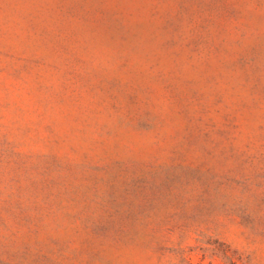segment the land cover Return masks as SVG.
Here are the masks:
<instances>
[{
    "label": "rangeland",
    "instance_id": "374dc122",
    "mask_svg": "<svg viewBox=\"0 0 264 264\" xmlns=\"http://www.w3.org/2000/svg\"><path fill=\"white\" fill-rule=\"evenodd\" d=\"M0 264H264V0H0Z\"/></svg>",
    "mask_w": 264,
    "mask_h": 264
}]
</instances>
